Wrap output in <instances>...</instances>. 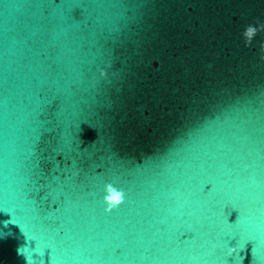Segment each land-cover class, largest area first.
I'll use <instances>...</instances> for the list:
<instances>
[{"label": "water", "instance_id": "1", "mask_svg": "<svg viewBox=\"0 0 264 264\" xmlns=\"http://www.w3.org/2000/svg\"><path fill=\"white\" fill-rule=\"evenodd\" d=\"M261 24L264 0H0V264H264Z\"/></svg>", "mask_w": 264, "mask_h": 264}, {"label": "clouds", "instance_id": "2", "mask_svg": "<svg viewBox=\"0 0 264 264\" xmlns=\"http://www.w3.org/2000/svg\"><path fill=\"white\" fill-rule=\"evenodd\" d=\"M259 29L264 30V24L259 25ZM257 31H258L257 27L251 26V25L248 26V28L245 31V35L249 37V43H250L251 38L254 37ZM101 74L103 75V72ZM105 193L106 194L104 195L103 199L107 206L106 210H111L124 202L125 192L122 189H118L112 183H107L105 185ZM24 246L25 245H22L17 248V254L24 258L25 264H31V261L29 260V258L22 251Z\"/></svg>", "mask_w": 264, "mask_h": 264}]
</instances>
